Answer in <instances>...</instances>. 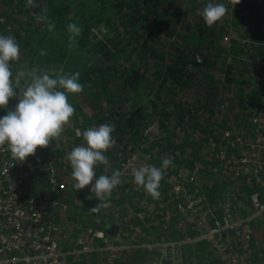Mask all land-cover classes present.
I'll use <instances>...</instances> for the list:
<instances>
[{"label":"trees","instance_id":"obj_1","mask_svg":"<svg viewBox=\"0 0 264 264\" xmlns=\"http://www.w3.org/2000/svg\"><path fill=\"white\" fill-rule=\"evenodd\" d=\"M23 1L0 0V9L7 7L19 12L18 9L21 7L23 11L25 10L24 13L30 15V9L26 8L25 4L23 5L27 0ZM97 1L103 7L113 4L119 8L112 38L103 37L104 39L96 42L92 41L91 30L87 23L89 18L80 14L78 16L79 26L83 29L81 36L87 39L80 46L81 49L77 50V47L73 46L71 50L69 49L72 52L67 55L68 50L64 42H58L60 46H57L56 39L54 40L56 42L49 44L54 45L53 48L56 46L58 55L64 57L61 63L62 69H66L71 62L75 63L80 59L74 52L81 53L88 61L94 62L93 67L91 65V69L81 76V80L86 77L92 83V86L85 90L88 101L108 105L107 109L100 106L95 115V122L90 128L99 127L101 124H111L115 128L112 134L116 141L115 147L106 153L110 162L109 171L116 170L112 167L114 166L112 162L121 164L120 157H115V153L132 151L136 148L144 149L141 145L144 138L143 129L150 121L158 119L161 129L168 132L176 128L184 129V131L186 128L192 129L196 127L192 123L195 124L197 120H208L213 126L219 125V117L223 116V123L230 120L231 117L228 114L233 111L231 105L226 110L221 109L220 106L228 96L226 88L231 87L232 65H226L229 67L226 74L219 72L215 77L213 74V70L218 69L217 63L225 60V50L227 51L218 42V38L228 33L227 23L229 21L235 26L243 25L245 20L252 22L254 8L260 7L258 6L260 3L264 8V0L260 2L259 0H240L239 4L231 3L230 0ZM209 2L224 3L228 7V13L223 20L212 27H209L200 15ZM9 6L12 7L9 8ZM45 6L48 10L55 9L52 0L40 1L39 5L34 4L32 7L35 14L31 18L37 20V15L41 14L50 18L51 14L42 12ZM67 8V6L58 8L55 16L66 11L70 12ZM257 21L262 24L263 29L260 28L261 26L256 28L252 38L264 42V18ZM9 23L11 24V22L5 24V21H0V34L20 39L15 29L13 31L12 29L4 30ZM65 30L63 28L64 32ZM161 34L165 37L162 38ZM63 37L68 38L66 32ZM122 52L127 54L126 61H111L113 55ZM94 56H96L95 61ZM196 57H199L201 61L196 62ZM107 60L111 63L107 64ZM127 61H134L135 69H129L126 65ZM13 65L12 62L11 70ZM211 68L213 69L209 72L208 69ZM223 78L226 82L222 80L224 84L222 90L216 85ZM116 81L118 83H114ZM201 81H211L215 86H209L203 95L196 96L193 90ZM144 96L145 102L141 104L140 100ZM249 97L253 100L258 96ZM10 108L12 109L13 106L9 101L8 109ZM76 110L79 111V108L77 107ZM75 125L78 127L77 123ZM206 129L195 130L205 133L208 130ZM67 130L70 131L68 126ZM68 135L71 136L69 133ZM183 139L187 143H192L190 142L192 134H185ZM79 140L80 138H77V141ZM196 153L198 152L194 151L192 154ZM105 170L103 165H98L95 170L96 177L104 175ZM36 186L40 192L51 195L46 184ZM70 195L64 192L62 198L69 201L71 200Z\"/></svg>","mask_w":264,"mask_h":264},{"label":"built area","instance_id":"obj_2","mask_svg":"<svg viewBox=\"0 0 264 264\" xmlns=\"http://www.w3.org/2000/svg\"><path fill=\"white\" fill-rule=\"evenodd\" d=\"M11 29L10 24L4 27ZM249 117L251 127L246 133L236 128L221 129V145L204 146L200 161L180 164L177 160L180 179H169L170 166L164 170L163 181L172 185L168 193L172 197L162 219L172 222L177 215H193L190 228L197 232L198 240L207 243L217 264H264V112L250 113ZM146 132L158 141L159 120L151 121ZM73 134L80 137V129L75 127ZM142 150L130 155L128 166L162 167L163 159ZM171 161L173 165L175 158ZM60 162L59 158L14 160L7 145L0 148V264H96V256L113 250V246L98 243L97 233L82 225L78 227L83 228V235L75 232L78 227L73 228L69 212L82 200L70 202L62 198L64 192L72 194L75 188L60 179V164H56ZM62 164L64 171L66 166ZM207 167L221 170L227 183L217 208L199 218L200 206L209 200L202 178ZM189 177L192 185L186 187L182 179ZM42 183L49 187L51 195L31 192V187L38 189L36 185ZM141 190L145 189L136 188V192ZM63 223L68 225L63 227Z\"/></svg>","mask_w":264,"mask_h":264},{"label":"rangeland","instance_id":"obj_3","mask_svg":"<svg viewBox=\"0 0 264 264\" xmlns=\"http://www.w3.org/2000/svg\"><path fill=\"white\" fill-rule=\"evenodd\" d=\"M40 1L43 0H34L32 5H27V1L23 3V5L25 4L26 8L30 9V15H28V13H24L25 10L23 11L21 7H19L18 9L19 12L12 11L10 8L12 6H9L10 9H8L7 7L5 9L4 8L0 9V21H5V24L11 22L12 25L10 23L9 24L12 26V31L15 29V31L18 33V36L20 37V39H17V37L14 36L21 47V55L19 61L13 62L14 65L12 67V71L14 72V76H13L14 78L16 72L20 69L31 70L33 68H36L40 72L49 71V70H55L59 72L63 68L61 63L64 57H60L57 53L56 46L53 48L54 45L52 46L51 44L50 46L49 43H54L57 41L56 42V44H58L57 46H60L59 43L64 42L67 47L66 50H68L67 55L70 52H72L70 50L72 49L73 46H76L77 50L81 49L80 46L83 45L87 41V39H85V37L83 36H81V38L77 37L76 43L71 44L70 41L68 42V38L70 34L67 30V26L70 23H75L78 26L80 25L79 24L80 18H78L80 14L85 15V17L88 16L89 18L87 20V23L91 30L92 41L95 40L96 42L97 40H100L103 37L112 38V36H114L115 33L114 23L119 15L118 6H114L113 4L110 5L107 4L105 7H103L100 4V2L98 3L97 0H52L55 9L53 10L47 9V14L49 15L51 14L49 19L54 23L55 27L52 31H49L46 23H42L38 21V19L33 20L31 18L35 14L32 7L34 6V4L39 5ZM62 6H67L68 7L67 10H69L70 12L66 11L55 16L57 9L61 8ZM258 6L260 7L257 8L255 7L253 10L252 16L253 15L254 16H253V20L251 19L252 22L250 21L248 22L245 20V22H243L244 23L243 25L235 26L233 25V23H231V21H229L227 23L228 33L222 36V38H218L219 40L218 42L222 44L227 49V51L225 50V56H226L225 60L219 61L217 63L218 69L213 70V74L214 77L215 75H218L219 72L220 73L223 72L224 74H226L229 68L226 65L228 64L232 65L233 72L231 77L232 82L230 84L231 87H229L228 89L226 88L228 96L223 101L225 107L221 108L220 106L221 109L226 110L227 107L231 105L233 111L230 112V114H228V116L231 117L230 120L225 121L224 124L223 116L219 117L218 120L219 125L217 126H213V124L208 122V120L207 121L197 120L195 124L192 123L196 127H193L192 129L186 128V131H184V129L181 130L179 128H176L166 132L165 130L161 129V134L159 136L158 141H156L155 139L152 140L153 136L151 135V133L146 132V128L151 122L150 121L143 129L144 138L141 142V145L143 146L144 149L142 150L136 148L132 151L127 150L124 152L122 151L123 153L122 152L115 153L114 154L115 157L116 156L120 157L119 161H121L120 162L121 164L112 162V165H114L112 167H115L116 170L122 171L123 169H126L128 167L129 157L134 151L141 153V150L142 151L149 150L154 153L156 159L158 160H162L166 158L170 160H174L175 158L174 164L170 165V169L171 170L174 169V170L168 176L180 179L178 176L180 174V169L179 166L176 165L177 160L179 161L180 164H182V162H180L181 160H183L184 162V160L187 159H190L191 163L198 162L200 159V154H202V152L204 153L205 151L204 146H207V144H211V143L220 146L221 145L220 129H223L222 128L223 126L229 125L228 128L234 129L237 127V124H239L236 129L242 130L244 133H246V131L249 130V127H251L248 121V119L250 118L249 117L250 113L259 112V111L264 112V105H263L264 42L258 41L257 38L256 41L254 42V38H252V35H254L256 28L261 26L260 28L263 29L262 24L257 20L264 18V8L262 6V3H260ZM42 12H44V10ZM63 28L67 30V31L65 30L66 35L68 36L67 39L63 37V34L65 33L63 31ZM161 36L162 38L165 37L163 36V34H161ZM256 42L260 43L261 45H258ZM126 52L113 55L111 61L112 62L118 60H120L121 62L126 61L127 60ZM74 54H76V56L79 57L80 59L77 60L75 63L71 62L70 65H67L66 69H62V70L65 73L68 72L75 73L78 71L80 73L79 82L84 86V91L81 94L69 95L68 97L69 102L73 105L75 109L78 107L79 111L78 110L75 111L72 120L67 126L69 127L70 131L73 132V129L76 127L75 123H77L78 124L77 126L81 131V136L76 137L74 135L71 136L67 135V137H64L63 140L57 142L58 147L62 148L63 146V148H65L63 155L58 156V158H60L61 162H64V164L65 161L67 163L69 162L67 157L72 151L71 145L74 144V142H77V138L83 140L81 146H86V142L84 141L82 134L85 130L89 129L91 125L95 122L94 121L96 117L95 115H97L96 113L99 110L100 106L102 108H106V109L108 108V105L106 103L96 104V103H92V101H88L89 98L86 96L85 90L89 89L92 86V83L89 82V80L86 79V77L81 80V76L91 69L90 67L91 65L93 67L94 62L88 61V59H86L81 53L74 52ZM95 58L96 56L93 57L94 61ZM57 59L58 61H56ZM111 61L107 60L106 63L109 64L111 63ZM200 61L201 59L199 57H196V62H200ZM126 65L128 66L129 69H135L136 67V63L134 61L132 62L127 61ZM212 69L213 68L208 69V71L210 72V70L212 71ZM224 78L221 79V81L216 85L217 87H220L222 90L224 85L222 80L226 82V79ZM114 83H118V81ZM24 85H25V81L21 80L19 87L22 88ZM209 86L211 87L215 85L214 83H211V81H205V82L201 81L197 84L193 92L195 91L196 96H198V94L203 95ZM17 90H19V88ZM254 95L258 97L256 99L251 100L249 96H254ZM12 100H15L16 101L15 104H17L18 100H16L15 98H13ZM140 102L141 104L145 102V96L143 97L142 100H140ZM242 111H245L243 112V115L241 114ZM6 114H7L6 109L5 110L0 109L1 117ZM67 126H65L62 133H64L65 130H67ZM195 129H206L207 131H205V133H201ZM185 134H192V140L189 139L190 142L192 143H187V141H184L183 136H185ZM52 143L54 144V141ZM194 151L198 153L192 154ZM53 156H55V154ZM29 157H28L29 160L34 158V161L46 160L44 158L39 157L38 153H36L34 156H29ZM116 170H113L111 172H114ZM205 170L206 172L204 171L202 177L203 180L206 182L205 184L212 182V184H214L215 187V192H216L215 195L217 197H220V193L222 192V186H225V184L227 183V180L224 179V174H222V171L219 169H217V172L214 171L213 169L209 170L208 168H205ZM105 171L106 174L110 172L108 168ZM172 180L175 181L174 179ZM182 182L186 187L191 186L192 178L191 177L184 178L182 179ZM74 184L75 183L73 182L71 183L73 188H74ZM160 186H162L161 189L167 193L163 196L170 195L168 194L172 191L171 190L172 185L170 183L163 182L161 183ZM30 190L31 192L39 196L42 195L43 193V191L40 192L34 186L31 187ZM87 190H89V188L80 190V193L79 191L78 193L77 192H74L72 194L70 193L71 194L70 202H73L74 199L77 200L80 199L81 195L86 196ZM79 207L75 208L73 212H69V215L71 216V219L73 220L74 223L73 228L80 226L78 224V220L81 217L82 210L79 212L80 209ZM67 225L68 223L62 224L63 227H66ZM184 226H185L184 223L180 224L181 229Z\"/></svg>","mask_w":264,"mask_h":264},{"label":"clouds","instance_id":"obj_4","mask_svg":"<svg viewBox=\"0 0 264 264\" xmlns=\"http://www.w3.org/2000/svg\"><path fill=\"white\" fill-rule=\"evenodd\" d=\"M230 2L239 4L240 0ZM32 4L33 0H27V5ZM227 13L228 7L224 3L209 2L200 15L212 27L221 22ZM37 19L46 23L49 31L54 29L55 25L47 15L41 14ZM67 30L71 44H75L83 29L70 23ZM20 55L21 47L15 37L0 35V109H7V114L0 117V148L7 145L12 159L25 161L29 156H34L38 148H48L60 138L76 111L68 97L81 94L84 86L79 82L78 71L65 73L62 69L59 72L20 69L14 78L10 65L18 62ZM21 80L25 81L22 88L19 87ZM13 98L18 103L14 109H8L9 101ZM114 131L111 124L85 130L82 135L86 146L73 148L67 157L72 166V178L76 182L74 188L80 191L90 187L91 194L87 199L99 201L89 209L90 212L109 207L112 193L121 183L122 173L119 170L98 178L95 171L98 165H103L105 169L110 167L106 153L115 147ZM171 164L172 161L166 158L162 161V167L144 165L134 169L135 184L143 187L151 197L158 198L164 170Z\"/></svg>","mask_w":264,"mask_h":264},{"label":"crops","instance_id":"obj_5","mask_svg":"<svg viewBox=\"0 0 264 264\" xmlns=\"http://www.w3.org/2000/svg\"><path fill=\"white\" fill-rule=\"evenodd\" d=\"M255 41L256 39L254 38V42ZM256 43L261 45L258 42ZM10 102L13 106L12 109H14L16 101L10 100ZM243 112L245 111H242V115ZM238 125L239 124H237V127ZM228 127L229 125H226L222 128ZM68 133L74 135L73 132L65 130V132L61 134L60 138L62 139L59 138V140H54V144H50L48 148H38L37 153L39 157L46 160H53L54 158L58 159L60 155L62 156L65 148H63V146L62 148L58 147L57 142L67 137ZM82 142L83 140L74 142V144L71 145L72 150L75 147L81 146ZM54 154L55 156H53ZM203 154L204 153L200 155ZM32 160H34V158ZM180 162H183V160ZM184 162L191 161L187 159L184 160ZM56 164H60L58 170L61 179L67 180L69 183H76L72 178V166L70 162L67 163L65 161V164L64 162ZM61 164L66 166L64 171L61 170ZM136 168L137 166L131 164L121 171V183L113 191L109 207L102 208L98 212L89 211V209L99 203L95 198L92 200L87 199V196L91 194L90 187L86 192V196L81 195L80 197L82 201L79 212L81 210L82 212L78 224L80 226L82 225L84 229L87 228L97 233L95 239L98 243H106L113 246V250H110L108 255L100 254L96 256L95 263L217 264L210 254L207 243L204 240H198L197 232L190 228L194 220L193 215L180 214L177 215L172 222H167L162 219L166 215V208H170V204L168 203L171 202L169 198L172 196H163L167 193L161 188H159V192L162 195L158 198L151 197L145 190L136 192V188L141 187L134 182L132 173ZM170 170L168 175H170L174 169ZM111 174L112 172L110 171L104 175ZM170 178L178 180L177 178L169 176V179ZM163 182L162 180L161 183ZM203 182L205 181L203 180ZM205 183L203 185V190L209 195L207 197L209 200L206 204L200 206L199 218H205V212L207 210L217 208L216 205L220 200V198L215 195L214 184L211 182L205 185ZM75 192L78 193L76 189ZM217 215L220 216V213H217ZM181 223L185 224L182 229L180 227ZM207 223L209 224V222ZM83 228L81 227L80 229L78 227L74 230L79 235H83Z\"/></svg>","mask_w":264,"mask_h":264}]
</instances>
